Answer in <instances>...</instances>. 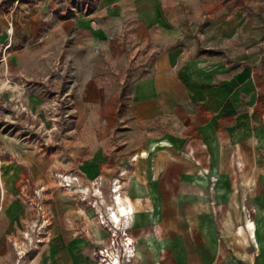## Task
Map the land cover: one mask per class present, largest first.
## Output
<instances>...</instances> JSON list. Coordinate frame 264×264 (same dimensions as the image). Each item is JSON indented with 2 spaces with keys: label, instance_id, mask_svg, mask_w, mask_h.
<instances>
[{
  "label": "crops",
  "instance_id": "crops-1",
  "mask_svg": "<svg viewBox=\"0 0 264 264\" xmlns=\"http://www.w3.org/2000/svg\"><path fill=\"white\" fill-rule=\"evenodd\" d=\"M28 3L12 39L0 19V82L28 86L33 116L0 122V264H15L38 222L40 186L51 224L27 264H98L108 230L80 187L53 179L78 171L123 185L130 264H264V0ZM127 89L139 119L182 118L181 131L119 146ZM56 93L70 97L66 119L51 113ZM14 94L2 90L0 107Z\"/></svg>",
  "mask_w": 264,
  "mask_h": 264
},
{
  "label": "built area",
  "instance_id": "built-area-1",
  "mask_svg": "<svg viewBox=\"0 0 264 264\" xmlns=\"http://www.w3.org/2000/svg\"><path fill=\"white\" fill-rule=\"evenodd\" d=\"M57 69L60 75L66 74L65 69L60 67H57ZM12 84L13 81L10 77L5 78L3 82H0V92L2 90H10L16 93L11 98L8 104L0 107V122L4 121V126L10 124L14 126L15 124H21L22 122L26 121V118H33L24 103V96L27 94L29 89L28 86L25 84L24 87L20 88V90L17 92L16 90L12 89ZM69 100L70 97L68 96V93H64L62 96L60 93L55 94L51 107V113L54 116V120H59L61 118L66 119L70 116L71 104ZM61 107L63 110L62 113L60 110ZM14 131H16V129ZM44 135H46L47 138L52 137V133L50 132L44 133ZM55 177L58 181V184L67 190H73L75 186L73 185L72 181L79 180V177L77 175H74L73 173H69L67 175L56 173ZM94 184H98V182H95ZM121 187V183H114L112 188L115 190L117 189L118 194H121ZM98 188H100V184L98 185ZM45 190L46 189L44 186H40L37 190H35V196L37 200V202H35V206L39 212L40 218L38 222H36L34 226H31L26 232V237L29 241L31 249L33 245L43 240V237H38L37 241L39 242L35 241V235H42V231H46L45 233H47L48 226L49 224H51V216L49 215V212L45 210V199L43 194ZM96 192H98L99 194L95 198H90L83 194L82 200L87 202L90 207H92L96 211V216L100 225L106 228L109 232L108 244L98 249L95 253L98 264H109V261L117 263L116 259H119V263L122 259H125L127 262L132 261L135 257L136 246L133 237L129 234V227L125 226L124 223L119 224L112 219V216H109V214L106 215L102 209H99V207L101 206L99 204V200L103 195L101 189ZM111 253H114V255L112 256ZM110 257L111 260L109 259Z\"/></svg>",
  "mask_w": 264,
  "mask_h": 264
},
{
  "label": "rangeland",
  "instance_id": "rangeland-1",
  "mask_svg": "<svg viewBox=\"0 0 264 264\" xmlns=\"http://www.w3.org/2000/svg\"><path fill=\"white\" fill-rule=\"evenodd\" d=\"M29 0H0V19L2 20V27L11 33V39L15 35L16 30V19H20L19 24L24 22V14L29 13V9L27 7L22 8V5H29ZM22 8V9H21ZM14 23V24H13ZM9 45V44H7ZM1 60V58H0ZM13 81V79H12ZM129 89L125 90L122 95V104H121V111H119L120 116L117 117V132L113 135L116 143L119 146L125 145V142H128L130 146L135 147H145L149 142L155 140L165 139L170 137L171 135L178 134L181 131V127L184 125V121L182 118H173L169 116L159 117L153 116L144 119H139L133 112L130 111V104H129ZM2 124H5L2 121ZM11 126V125H10ZM9 125L4 126L5 130H7ZM122 151V150H121ZM80 165H78L79 167ZM78 171V170H74ZM59 173V172H55ZM115 173L118 174L117 178H120L121 182L123 180V168L121 166H117L115 169ZM54 174V175H55ZM79 177V180H73V185L78 186L81 189V194H85L90 198H95L99 193L95 190L98 188V185H101V192L102 198L99 200V204L101 205L99 209H102L104 213L108 214L107 207H114L108 205L111 200V189L114 185V179L110 182L106 180L103 183L98 182V184H92L90 180H82L79 171L77 173H73ZM53 175V179L56 177ZM119 183V182H118ZM61 186V185H60ZM96 188V189H95ZM123 188V185H122ZM75 198L78 197L77 194L74 195ZM78 199V198H77ZM124 199V198H123ZM122 206L128 208L125 201ZM86 208V205H85ZM128 211L131 213V210L128 208ZM30 228V227H29ZM37 231V230H36ZM43 234L34 238L37 241L38 237H43L41 242L36 243L32 246V249L29 245L27 237L25 236L26 243L21 245V248L17 249V256L15 259V264H27L34 255L33 249L37 251L40 245L45 241L47 238L48 232L42 231ZM122 239V238H121ZM43 241V242H42ZM19 252V253H18ZM113 256L114 253H111ZM111 260V257L109 258ZM121 264H129L125 259L120 261ZM7 264H14L13 258L7 262Z\"/></svg>",
  "mask_w": 264,
  "mask_h": 264
},
{
  "label": "bare ground",
  "instance_id": "bare-ground-1",
  "mask_svg": "<svg viewBox=\"0 0 264 264\" xmlns=\"http://www.w3.org/2000/svg\"><path fill=\"white\" fill-rule=\"evenodd\" d=\"M62 174V173H61ZM63 175H67V174H63ZM100 188H97L96 191H99ZM112 192L115 193V195L113 196L114 199V207H108V214L109 216H112V219L116 222H118L119 224H123L127 227L130 228L131 223L128 222V219L130 218V215L133 216V213L128 211V208H125V206H122L124 204V199L122 196H120V194H116V190L115 189H111ZM102 216V215H101ZM117 263H113L111 261H109V264H120L119 263V259H116ZM132 261H128V263L130 264Z\"/></svg>",
  "mask_w": 264,
  "mask_h": 264
}]
</instances>
